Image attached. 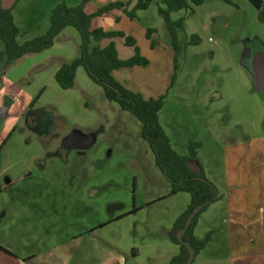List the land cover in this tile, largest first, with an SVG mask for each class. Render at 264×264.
I'll list each match as a JSON object with an SVG mask.
<instances>
[{
    "label": "rangeland",
    "instance_id": "374dc122",
    "mask_svg": "<svg viewBox=\"0 0 264 264\" xmlns=\"http://www.w3.org/2000/svg\"><path fill=\"white\" fill-rule=\"evenodd\" d=\"M159 1L153 0L145 14L148 18H142L157 29L162 52L172 46L158 14ZM187 1L191 10L171 13L172 20L184 18V29L178 32L183 51L177 56L176 70L172 48V73L164 71L155 56L152 66H139L126 74L133 83L140 82L141 89H153L156 84L159 95L168 84L162 93L166 98L159 122L179 155L189 153L191 142L201 144L197 159L224 196L218 208L201 216L202 238L213 234L192 264H231L229 218L223 214L226 170L231 171L215 138L217 131L238 132L253 124L251 130L261 126L264 131V93L255 90L249 68L253 51H264V22L249 0H205L200 6ZM97 6L92 3V8ZM192 35L199 37L198 44H189ZM39 54H27L6 65L0 38V109L9 106L8 99L12 101L7 116L0 118V183L6 188L0 193V215H7L0 223V241L11 242L10 231L27 224L29 217L26 228H32L37 249L52 248L62 241L70 246L78 237L83 238L79 243L84 248L91 238L98 245L109 244L131 264H167L175 252L168 248L173 247L170 224L189 194L169 195L171 184L155 166L140 124L130 112L106 110V102L96 100V94L85 88L62 90L53 76L35 80L38 68L29 64ZM23 74L22 84L33 97L14 80ZM28 82L44 83L29 88ZM45 88V98L56 101L63 116L40 99ZM31 108L51 110L57 116L56 126L46 129L56 136L42 139L34 132L28 122ZM85 125L99 129V135L85 155L79 156L64 148L63 139ZM56 149L61 152L50 156ZM6 178L13 180L12 185H5ZM235 241L233 236L231 242ZM133 251L136 257L131 256ZM255 259L254 263L262 264V257Z\"/></svg>",
    "mask_w": 264,
    "mask_h": 264
},
{
    "label": "crops",
    "instance_id": "0c3cea01",
    "mask_svg": "<svg viewBox=\"0 0 264 264\" xmlns=\"http://www.w3.org/2000/svg\"><path fill=\"white\" fill-rule=\"evenodd\" d=\"M115 1L119 0H91L85 6V11L87 13H94L101 5ZM122 1H131V5L133 6L137 0ZM62 2H65L69 6H77L80 4V0H0V7L13 9L14 21L19 28L18 38L23 36L22 40L18 41L19 43H23L47 31L51 10ZM93 2L98 5L96 9L92 8ZM149 8L150 5L146 10L138 11V18L134 20L130 19L123 10H111L102 16L95 17L92 22V28H103L107 31H123L127 35L134 37L140 47L141 54L150 60L148 66L140 67L152 66V61H155V56H158V59L164 64V71L170 74L172 73V59L174 57L172 47L165 46L162 52L160 51L159 44H157L155 48H152L146 35L147 28L154 27L142 18L143 15L148 18V15L145 14ZM111 41L115 42L121 59H128L133 56V49L126 46L122 38H105L101 41V45L104 47ZM80 45L81 37L77 30L73 27L64 28L56 36L53 45L37 55L29 64L33 69L38 68L35 72V80L42 81L46 76H53L55 81V73L61 67L62 63L73 60L80 55ZM137 67L139 66L116 70L114 72V77L125 87L141 93L145 98L159 97L165 91L168 84L164 86V91L160 95L155 93L154 87L157 86L156 84H154L153 89L146 88L144 85L143 89H141V83H133L128 79L129 76L126 74L130 70H138ZM23 76L24 74L20 76L21 78H14V80L19 81L22 86L24 85L22 84L24 79ZM43 83L28 82V86L30 88L35 84L41 85ZM146 85L148 84L146 83ZM161 86L162 84L160 88ZM23 87L26 92L33 97L30 91L27 90L25 86ZM75 88H81L82 91L85 88L90 93L96 94V100L100 98L106 102V110H112L113 113L116 111H124L116 102L109 101L105 97L102 87L93 82L82 67L77 69L75 84L71 89ZM45 94L46 88L40 96V99L44 100L42 101L44 105L51 109L53 108L57 116H63L64 112L61 111L57 102L45 98ZM6 102L9 103L10 108L12 101L8 99ZM49 111L44 109L36 111L31 108V114L30 117H28V122L31 124L32 129H35L34 132L42 139H49L51 136H56L46 130L48 125L55 127L57 124V116L51 110ZM237 123L238 125L242 124L240 120ZM205 124L209 126L208 123ZM254 127L255 125L253 124L249 127L239 128L238 132H228L224 134H219V131H217V136L215 138V141L221 146L220 148L225 153L226 165L231 171L229 174L228 170H226L228 176L226 181L228 192L225 196L227 200L224 207L225 212L223 211V214L226 213L224 215H227L229 218V223L226 227L232 249V255L230 256L231 264H260L254 263L257 257H262V264H264V131L261 126L258 130L256 128L251 130V128ZM76 128L85 133H94L97 140L99 129L90 125H85L84 127L77 126ZM60 152L61 151H58V149L55 151L53 150L50 152V156H57ZM191 168L196 170L197 163H191ZM204 173L205 176L213 182L205 169ZM8 181L9 182L5 181V185H12L13 180ZM213 183L217 187L215 182ZM0 185L2 186L1 183ZM217 190L219 199L210 204L203 213L211 208L219 207L224 196L222 197L218 187ZM170 191L171 187L169 193ZM189 203L190 195L185 207L179 208L175 212V218L170 224L171 228L177 218L186 210ZM202 214L195 228V235L199 238H202V235L199 233V230H201L200 226L203 224L201 221ZM6 216L7 215H0V223ZM29 220V217H26L25 221H28L27 224L26 222L23 224L21 223L22 226L10 231L9 234L12 238L11 242L4 244V242L0 241V247L6 249L10 253L8 254L0 249V264H131L128 262L127 257L111 249L109 244L107 247L101 244L98 245L94 243L95 240L91 238L84 248H82L81 243H79V240H83V238L78 237L77 241L74 240V244L70 246L62 241L52 248H45L43 250L37 249V247L33 245V238L31 235L32 228H26V226H29ZM36 232H39L38 228ZM35 235H39V233ZM233 236H235L237 240L234 243L231 242ZM90 242L92 243L90 244ZM171 245L173 247L168 248L171 251H175L170 257L172 259L179 253L180 247L174 242H172ZM136 255L138 254L134 251V255L132 254L131 256L136 257ZM197 256H199V254H197L195 258Z\"/></svg>",
    "mask_w": 264,
    "mask_h": 264
},
{
    "label": "trees",
    "instance_id": "16d2710c",
    "mask_svg": "<svg viewBox=\"0 0 264 264\" xmlns=\"http://www.w3.org/2000/svg\"><path fill=\"white\" fill-rule=\"evenodd\" d=\"M90 1L80 0L77 6H69L65 2L56 5L50 12L47 31L23 43L17 41L19 28L14 21L13 9L0 7V38L6 54L4 63L10 65L27 54L41 53L49 49L56 36L66 27L77 30L81 37L80 55L62 63L55 73V81L62 90L73 88L77 69L82 67L88 77L102 87L109 101L116 102L122 110L130 112L139 121L141 137L149 145L154 155L155 165L171 184L169 195L179 192H187L190 195V203L186 210L177 218L169 231L170 240L179 245L180 251L167 264H184L188 260L189 251L188 247L178 240L179 231L184 228L187 218L194 209L200 206L199 212L193 217L183 236V240L193 247L195 256L199 254L211 241L213 233L209 232L203 238L197 237L195 228L198 219L210 204L219 199L217 187L205 176L204 169L197 159V149L201 147V144L191 142L188 146L189 153L179 155L172 148L170 138L159 122V112L163 108L166 95L145 98L141 93L125 87L114 77V72L121 68L150 64V60L141 54L137 40L123 31L92 28L95 17L115 9L123 10L130 19H137L138 11L146 10L153 0H137L133 6L131 1L119 0L101 5L94 13H87L85 6ZM204 1L192 0L196 6L202 5ZM249 1L258 11L259 20L264 22V0ZM183 9H192L187 0H160L158 3V14L163 17L170 36V44L176 52L174 71L177 68V56L183 51L178 32L184 29V18L172 20L171 13ZM156 33L155 28H147L146 35L152 48L158 44ZM116 37L122 38L125 45L133 49L132 57L121 59L114 41L104 47L101 45L103 39ZM199 41L197 35H192L189 44H198ZM174 77L175 74L172 81ZM193 162L197 163L196 170L191 168ZM4 190L5 187L0 185V193ZM0 249L10 254L6 249L2 247ZM132 254L134 255V251Z\"/></svg>",
    "mask_w": 264,
    "mask_h": 264
},
{
    "label": "water",
    "instance_id": "95a60500",
    "mask_svg": "<svg viewBox=\"0 0 264 264\" xmlns=\"http://www.w3.org/2000/svg\"><path fill=\"white\" fill-rule=\"evenodd\" d=\"M249 68L253 74V86L254 88L264 93V51L256 50L253 51L251 60L249 62ZM9 106L6 105L5 108L0 109V118L3 119L7 115V109ZM96 142V135L94 133H85L80 129H73L67 136L63 139V146L66 150L77 149V150H86L90 149ZM9 179L6 178V182ZM200 206L194 209V211L189 215L184 225V228L179 231L177 237L178 240L185 244L188 247L189 257L188 260L184 264H192L195 258V251L193 247L186 243L183 240V236L191 223L193 217L199 212Z\"/></svg>",
    "mask_w": 264,
    "mask_h": 264
},
{
    "label": "flooded vegetation",
    "instance_id": "af4514ba",
    "mask_svg": "<svg viewBox=\"0 0 264 264\" xmlns=\"http://www.w3.org/2000/svg\"><path fill=\"white\" fill-rule=\"evenodd\" d=\"M35 130V129H34ZM72 151H75L77 155H85L86 151L85 150H77V149H71Z\"/></svg>",
    "mask_w": 264,
    "mask_h": 264
}]
</instances>
